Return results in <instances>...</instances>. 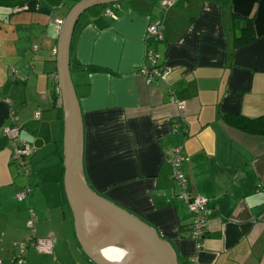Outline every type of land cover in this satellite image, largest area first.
Wrapping results in <instances>:
<instances>
[{
	"label": "crops",
	"instance_id": "0c3cea01",
	"mask_svg": "<svg viewBox=\"0 0 264 264\" xmlns=\"http://www.w3.org/2000/svg\"><path fill=\"white\" fill-rule=\"evenodd\" d=\"M75 0H0V261L17 256L30 236L54 240L51 254L27 246L23 264H95L83 252L63 182V109L56 80L58 32ZM110 10L115 16H106ZM158 24L162 40L146 41ZM38 47V52L33 47ZM171 72L147 84L138 70ZM70 75L83 124V177L104 200L147 224L172 248L178 264H264V135L244 133L234 116L264 117V0H127L93 8L78 20ZM9 68L17 70L10 80ZM170 92L184 103L179 117ZM10 100L20 138L33 148L31 174L10 162L3 134ZM34 114H38L35 118ZM181 147L182 171L205 197L201 248L192 216L177 197L169 158ZM28 185L22 202L16 194ZM105 221L92 234L113 239ZM113 264H133L123 247L98 245ZM125 251L127 255H125Z\"/></svg>",
	"mask_w": 264,
	"mask_h": 264
},
{
	"label": "water",
	"instance_id": "95a60500",
	"mask_svg": "<svg viewBox=\"0 0 264 264\" xmlns=\"http://www.w3.org/2000/svg\"><path fill=\"white\" fill-rule=\"evenodd\" d=\"M127 0H80L65 16L56 46V80L63 109V182L78 242L95 264H113L101 257L98 245L123 247L133 264H178L171 246L147 224L93 192L83 177V124L78 98L70 75V47L79 18L93 8ZM105 221L118 227L112 239L93 236V228Z\"/></svg>",
	"mask_w": 264,
	"mask_h": 264
},
{
	"label": "built area",
	"instance_id": "2783aa9c",
	"mask_svg": "<svg viewBox=\"0 0 264 264\" xmlns=\"http://www.w3.org/2000/svg\"><path fill=\"white\" fill-rule=\"evenodd\" d=\"M179 0H160V5L163 8H170L174 6ZM105 14L111 18L115 16L110 10H106ZM62 20H54L56 31L59 32L62 26ZM146 41L149 40H162L160 33V26L158 24L148 26L146 30ZM34 52H38V47H33ZM53 56H56V49L52 50ZM152 62L151 65L142 66L138 70L139 74L144 78L147 84H151L157 81H165L169 76L171 70L169 67H157L155 63V56L151 51H147L145 55ZM17 70L9 68L8 76L10 80L16 81ZM59 93V90L57 91ZM6 104L10 106V122L3 129V134L7 140L11 143V156L10 162L15 167L16 172L28 178L30 176V170L28 167V158L33 154V148L20 138V128L16 124L17 116L14 109L11 107L10 100H5ZM170 102L174 103L178 111L179 117L184 118V103L177 99L174 93L170 92ZM38 114H34L36 118ZM185 161V156L182 153L181 147H175L172 149L169 163L172 167L171 178L174 180L178 187L177 197L182 200L188 208L192 216L191 222V238L196 241V248H201V240L205 236L207 228V217H206V206L208 200L198 194L193 193L192 189L189 188L187 179L182 171V163ZM32 190L26 185L16 194V199L19 202L24 201ZM34 213L30 210V217L26 222V227L30 231V236L21 243H14V247L17 250V256L14 257L8 264H23L24 263V252L27 246L34 247L39 253L51 254L53 252L54 240L51 237H37L34 230ZM0 264H4L0 261Z\"/></svg>",
	"mask_w": 264,
	"mask_h": 264
},
{
	"label": "trees",
	"instance_id": "16d2710c",
	"mask_svg": "<svg viewBox=\"0 0 264 264\" xmlns=\"http://www.w3.org/2000/svg\"><path fill=\"white\" fill-rule=\"evenodd\" d=\"M78 1L80 0H75V3H77ZM230 122L232 125L240 129L244 133L251 134V135H264V117L256 118V119H249V118L236 115L230 119ZM30 174H31V171H30Z\"/></svg>",
	"mask_w": 264,
	"mask_h": 264
},
{
	"label": "clouds",
	"instance_id": "9594fccd",
	"mask_svg": "<svg viewBox=\"0 0 264 264\" xmlns=\"http://www.w3.org/2000/svg\"><path fill=\"white\" fill-rule=\"evenodd\" d=\"M125 255H127V252L125 251Z\"/></svg>",
	"mask_w": 264,
	"mask_h": 264
},
{
	"label": "rangeland",
	"instance_id": "374dc122",
	"mask_svg": "<svg viewBox=\"0 0 264 264\" xmlns=\"http://www.w3.org/2000/svg\"><path fill=\"white\" fill-rule=\"evenodd\" d=\"M120 3H124V1L123 2H120Z\"/></svg>",
	"mask_w": 264,
	"mask_h": 264
}]
</instances>
